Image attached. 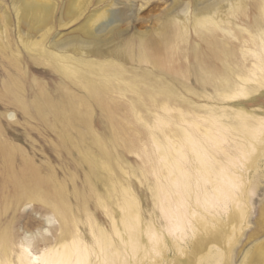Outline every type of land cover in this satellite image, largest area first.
Here are the masks:
<instances>
[{"label": "bare ground", "instance_id": "6f19581e", "mask_svg": "<svg viewBox=\"0 0 264 264\" xmlns=\"http://www.w3.org/2000/svg\"><path fill=\"white\" fill-rule=\"evenodd\" d=\"M59 1L11 0L13 13L0 7V104L15 109L0 114V264H157L161 253L181 264L164 248L184 252L186 234L192 236L189 261L203 250L211 256L217 243L218 256L230 264L240 221L264 180V0H174L154 30L160 40H150L151 31L124 37L135 13L131 2L117 0H97L75 31L54 33ZM93 1L67 0L59 25L80 19ZM193 34L201 42L192 45ZM178 40L188 44L182 53L202 91L169 80V72L179 71L163 50L175 53ZM33 64L59 72L67 97L56 99L46 83L31 78ZM123 102L149 129L141 105L163 123L161 133L149 130L159 174L156 181L147 177V187L151 215L157 201L171 220L167 226L144 220L132 181L140 170L126 166L118 150L126 129L117 124L111 137L93 130L95 106L114 119ZM20 112L60 133L61 146L89 166L88 189L70 192L51 156L39 163L36 151L9 135L1 116L19 123ZM84 113L89 137L78 123ZM37 204L45 208L39 218L26 212ZM258 221L264 231V203ZM172 227L180 232L169 241L163 232ZM251 249L249 262L264 264V240Z\"/></svg>", "mask_w": 264, "mask_h": 264}, {"label": "rangeland", "instance_id": "374dc122", "mask_svg": "<svg viewBox=\"0 0 264 264\" xmlns=\"http://www.w3.org/2000/svg\"><path fill=\"white\" fill-rule=\"evenodd\" d=\"M66 1L67 0H60L58 9L55 12L56 28L54 30V33H60L63 36L69 35L73 31H75L77 27H79L80 24L83 22L85 17L98 7V5L96 4L97 0H94L93 3L88 8L89 11H87L88 9L85 11L84 13L85 15H83L77 21L70 23L69 25H66L64 27L59 25V18L62 15ZM117 1H123L127 3L131 2L133 4V8H134L133 10L135 13L134 14V18L136 20V22H134L135 25L132 29H130V31H128L124 35V37L131 36L137 31L140 32L151 31L149 35L150 36L149 39L160 40L159 35L154 30L160 24L159 18L161 14H163L164 11L173 4L174 0H117ZM10 4H11V0H0V7L1 5H3L2 6L3 8H1V10L5 9V6H7L9 9L8 11L9 12L11 11L13 13ZM138 18L143 19L142 22H138L137 21ZM15 36H16V32H14V37ZM193 37L194 38L192 39V45L195 44V41L201 42V40L198 39L195 36V34H193ZM174 45H178L179 47L178 49H176L175 53L172 52L173 48L163 50L164 51L163 56H166L167 59L170 61L172 60L171 62H169L168 65H170L171 68L173 67L174 69H177L179 71L178 73H176L175 71L169 72L170 73L169 80L171 81V79L177 77L178 81L187 82L188 84H191L192 86L202 91L203 88L198 82V78L197 75L195 74L194 67L188 65L187 61L184 58V54L182 53V50L188 48V44L186 42L178 40L174 42ZM203 50L205 51L204 45H203ZM128 65L132 66L133 63H129ZM33 66L37 68L35 70H31L32 72L30 71V77L32 76L37 78L38 81L43 84L46 83L47 88L49 89L50 87L49 90L52 91V93H54L56 99H59L61 97L63 98L67 97L66 90L62 86L61 74L59 72L48 66L46 67V65L38 66V64L37 65L33 64ZM3 77L4 76L0 74V81H1L0 84L2 83ZM188 77H190V79ZM177 88L179 89L180 92L183 91L182 93H185L186 89L183 88L182 85H178ZM162 97L163 95H160L158 96V99L160 100ZM259 102L264 103V97L260 98ZM171 104L173 105L175 103L171 102ZM149 106L151 107V108L149 107L151 110L156 109L159 115L166 114V110L162 106L158 108L154 107L153 104H150ZM81 109L82 111H85L84 107H81ZM147 109H148L147 107L142 105L139 107V110L141 111V114H143V117H146L147 119L152 121L153 127L151 129H149L147 125H145L146 123L141 117H136V116L134 117L133 115L129 114L130 112L128 111V105H126L124 102L121 103V106L117 110L114 119L108 118L106 112H104L100 107L95 106L94 115L92 119V126H93V130L96 129L95 131L97 133L106 137L115 136L117 131L116 130L117 124L122 125V128L124 127V129H126L125 133L123 134L124 140L120 142L118 150L119 153L123 156L125 160V164L128 161L126 166L130 164L129 166L134 168V170H136L137 172H139L138 170H140V173L138 174L136 171H134L137 175H132V181H133V187L137 193V196L139 197L140 204L143 208L144 220L154 218V222L156 224L157 223L159 225L166 224L167 226V224L171 222V220L165 215L164 209L160 208V204L157 201L155 204V211H156L155 213L157 214L151 215L153 211L151 209L153 207V204H152L150 191H148L149 189L147 187V177L156 181L159 174V170H153V156L155 153L152 152L153 145L150 142V136H151L150 131L153 130L155 133H161L163 128V123L155 121L154 118H152L150 111H148ZM7 111H15V109L12 106H10L8 109V106H6L4 103H1L0 114L6 113ZM21 113L22 112L18 113L17 115V118L19 119V123H10L5 115L3 117L1 116L3 126H5L4 125L5 123L7 127L5 128L9 132V135L11 136L16 135V137H19L21 142H17V141L16 142L23 143V145L30 152L36 151L39 154V160H38L39 163H43L44 161H47V156H51L52 157L51 164L53 163L52 165L56 167L55 170L58 179L66 183L67 189L68 190L71 189L70 192L74 191L75 186L78 189L84 191L88 189L89 184L86 182H87V176L89 174V166L83 165L76 155L70 154L65 148L61 146V138L59 137L60 133L55 131L54 129H51L50 127H48L47 124L39 120L37 121L33 119L32 121H30V119H28L25 115H23V113L22 114ZM178 113H179L178 109H172L170 111V114L172 115H177ZM80 117L82 120L81 122H78L80 128L89 137L90 135H92V133L87 129L86 122L89 121L90 115L84 113ZM8 128L12 130H9ZM71 132L73 136H75L74 137L75 139L79 137V133L74 128H71ZM147 151L149 152L150 155H147ZM41 152H45V154H47L48 152L49 153L47 155L45 154L43 155V153ZM119 175L122 177L125 176V174L120 172V170H119ZM72 178L75 179L72 180ZM252 196L253 199L251 200V203L248 207V212L246 216L242 218L240 221L242 223V229L239 231L237 242L234 243L232 246V258L230 260V264H242V263L251 264L249 260L252 257L255 249L253 250V252H248V250L251 249L253 246H255L256 243L264 240V231L263 230L260 231L258 227L259 211L261 205H263L264 203L263 179L256 185L255 191L252 192ZM44 209L45 208L42 207L40 204L39 205L37 204L36 208L30 206V208L26 210V212L31 213L32 216L37 215V217L39 218L42 214H44ZM100 216H103L101 212H100ZM176 232H180V228H175V227L167 228L166 230H164L163 234L165 235L166 239L170 241L171 240L170 236L176 234ZM191 240H192V236L190 234H186L180 239V243L184 248V252L183 251L176 252L173 249L165 246L164 248L165 253H167L168 255H172L173 257L178 256L181 260V264H227V262L222 261L218 256L217 248L221 247V245L217 243L211 244L212 245V248L210 249L212 250L211 256L209 255L207 250H203L202 252L193 253V261H189L190 259L189 254L191 251L190 250ZM228 245L229 243L227 242L226 246ZM247 252L248 255H246ZM163 257L164 256L162 255V253L158 255L156 260L158 262L157 264H173L171 259L165 261ZM244 258H246L248 261L244 262L243 261Z\"/></svg>", "mask_w": 264, "mask_h": 264}]
</instances>
